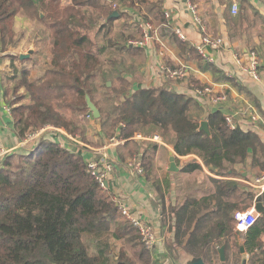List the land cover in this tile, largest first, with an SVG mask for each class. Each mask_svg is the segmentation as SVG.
Wrapping results in <instances>:
<instances>
[{
  "label": "trees",
  "instance_id": "trees-1",
  "mask_svg": "<svg viewBox=\"0 0 264 264\" xmlns=\"http://www.w3.org/2000/svg\"><path fill=\"white\" fill-rule=\"evenodd\" d=\"M114 1H119L115 8L102 0H70L63 7L60 0H0V52L11 59L15 70L12 79L21 73L14 89L27 90L28 97V102L22 99L8 102L5 99L18 141H24L46 125L65 128L69 134L75 137L79 134L80 137L79 132L84 134L85 131L75 120L67 117L65 110H81L80 121L85 120L90 111L85 97L89 94L94 98L95 80L101 76L105 64L112 68L109 78L112 79L116 73L117 79H126L124 63L116 59L105 64L100 61L112 44L107 42L95 50L90 32L113 28L124 14L119 6L121 3L129 8L145 4L155 18L163 21L166 11L164 0L155 3L150 0H112V3ZM41 11L45 13L43 18ZM115 11L119 16L110 18ZM18 15L37 18L52 36V68L40 83L29 78V69L19 71L16 67V60L21 63L26 60L19 55L8 54L16 43L14 23ZM144 16L148 17V14ZM139 33L138 37L126 36L125 32L121 34L124 43L120 49L123 53H145L147 58L145 47L128 41L131 38L142 39V29ZM172 37L178 38L187 52L207 61L196 46L182 42L187 40L178 35ZM196 83V88L206 87ZM93 100L101 111V117L96 120L100 128L109 127L107 136L110 138L127 139L126 143L118 145L119 149H125L131 155L138 153L140 145L131 138L137 133L153 135V130L158 129L163 138L173 141L178 154H198L211 173L223 177L206 174L212 187L205 189L200 196L187 194L181 204L170 207L172 240L162 253L166 260L172 261L185 254L211 264L219 247L235 234L234 214L246 210L255 201V191L229 177L237 175L236 164L245 165L249 160L251 168L260 171L259 175L264 171V142L261 137L252 131H243L238 125L231 128L221 111H216L208 115L215 123V132L200 133L212 140L217 148L205 149L208 146L204 140L199 143L186 141L190 139L189 135L199 132L204 115L202 103L196 97L171 91L163 85L143 87L138 83L136 90L128 92L112 108ZM168 133H173L174 139H168ZM144 141L146 149L157 150V142ZM152 156L147 150L142 153L148 179H152L154 170ZM87 160L82 154L44 134L29 149L22 152L13 150L4 156L0 165V264H168L160 261L158 256L154 257L152 248L145 246L138 229L121 213L113 195L103 190L88 170ZM204 166L197 161L190 162L183 171L203 172ZM172 173L169 171L164 180L154 182L158 196L153 205L159 212L162 230L166 226V195L170 191L169 175ZM261 200L264 202V192ZM113 226L116 227L117 240L126 234V229L138 236L136 243L129 239L128 247L118 256L112 254L108 241L101 238L107 232L112 233ZM88 234L97 236L99 243L96 247L86 242ZM263 235L264 214L248 231L247 245L251 252L262 247ZM256 262L253 260V264ZM260 264H264V254Z\"/></svg>",
  "mask_w": 264,
  "mask_h": 264
},
{
  "label": "crops",
  "instance_id": "crops-1",
  "mask_svg": "<svg viewBox=\"0 0 264 264\" xmlns=\"http://www.w3.org/2000/svg\"><path fill=\"white\" fill-rule=\"evenodd\" d=\"M192 1L196 8V15L201 23L205 25L208 33L215 38H222L224 41L218 50H212L214 62H207L187 52L186 49L181 47V41L176 37H172L169 33H158L155 36L153 35L152 42L145 48L147 65L144 71H146L147 77L145 86H142L163 85L171 91L192 97H195L196 82L210 86L213 94L227 97V100L220 103H213L210 99V94L206 95L202 100L200 99L204 109L202 119L208 121L210 133H214L216 129L214 121L209 119L208 115L221 111L224 116L229 115L232 117L235 127L238 125L243 131L256 133L264 142L262 122L260 120L254 121L251 118V113H258L261 119L264 120V0ZM234 2L239 5L238 15L232 13ZM187 4V0H164V9L170 13L168 22L171 27L180 28L185 33L187 41L182 42L195 46L201 41L203 33L195 21L194 13ZM154 41L156 44H154ZM252 52L257 53L261 64L259 68L260 81L254 79L248 71L243 69V66L248 65ZM238 60L242 62V65ZM160 63L168 66L185 64L190 68L189 75L183 81L168 84L167 79L162 76ZM7 108H9V104L0 97V145L2 147L15 148L14 151L18 152L29 149V147H19L21 141L17 139L13 119ZM90 121L98 124L96 121ZM56 131H51L46 137H50L63 146L82 154L86 159L91 158L100 149L104 148L106 144L104 142L103 145L92 147L89 146L90 143L88 142L87 144L82 141L81 143L71 142L60 130ZM200 132L205 131H201L199 128V132L189 135L190 139L187 138L186 141L199 143L204 140L208 146L205 149L217 148L212 140ZM160 137L162 142L157 144L158 147L155 152H152L149 148L146 149L147 145H145L144 140H134L140 145L138 154L141 152L140 154L142 155L147 150V153L153 155L152 163L154 169H159L165 164L167 170L170 171L171 152L174 153L177 166L179 167V170L174 173H183L184 166L190 162L197 161L204 166L203 160L198 154L180 155L175 151L173 141H165L162 135ZM107 152L115 162V171L109 178L108 192L113 195L117 206L118 203L127 205L137 216H141L152 223L157 232L158 230L162 232L160 215L153 205V194H157L153 188L154 178L148 179L145 175L138 176L132 173L128 162L136 154H128L127 150L119 149L115 145L109 147ZM247 163L250 165V160ZM234 168L237 171V175L229 178L240 183L244 182L242 184L245 187L256 192L255 201L248 207L250 208L255 205L259 196L264 192H261L256 183V180L263 175L264 171L259 175L260 171L256 168H251L250 165V169L253 170L250 175L251 172L241 163L236 164ZM204 170L207 174L216 178H223L222 176L214 175L205 166ZM202 194L203 191L201 192ZM263 239L264 236L262 237ZM158 247H160L159 252L163 251L161 246Z\"/></svg>",
  "mask_w": 264,
  "mask_h": 264
},
{
  "label": "rangeland",
  "instance_id": "rangeland-1",
  "mask_svg": "<svg viewBox=\"0 0 264 264\" xmlns=\"http://www.w3.org/2000/svg\"><path fill=\"white\" fill-rule=\"evenodd\" d=\"M104 1L110 2L113 8L117 7L118 6L117 3L119 2V1L117 2L114 1L112 3V0H102V2ZM150 1L153 3L157 2V0H150ZM190 1L193 3L192 0ZM69 2L70 0H60L62 7L67 5ZM119 6L121 7L122 10H124V14L121 19L117 20L114 23L113 28H109V29L107 28V30L104 29L101 32H99L98 29H94L90 32V37L94 44L95 50L101 45L107 44V42L109 44H112L107 48V54L102 55L100 57V61L104 62L105 64L108 63L110 59H116L119 63H124L123 69L125 71L124 76L126 77V79L123 80L117 79L116 76L118 74L116 73L113 74L112 79L109 78V74L112 68L105 64L102 67L101 76L99 75V77H97L95 80L96 87L93 96L94 98H92L89 94H87L85 97L87 107L88 109H90V111L92 109H95L101 113L98 105L95 103L93 99H95L98 102V104L104 105V107L106 108H112L116 103L121 101V99H123L124 96L128 94V92L136 90L138 83H141L144 86L146 84L145 80L147 74L146 71L144 70H145V66L147 65V58H145V53L138 55L129 52L123 53L122 49H120V47H122V44L124 43L122 41L121 34L125 32L126 36L135 35L136 37H138L140 34L139 29H142V31L144 32L143 25L148 23L152 26V30H151L152 37L153 35L155 36L156 34L162 32L164 33L167 32L169 34H172V36L177 35L175 32L176 28L171 27V24L168 22L170 17L169 11H166L169 14V16H167L165 12L164 21H163L160 20V18H155L154 14L152 12H149L148 10L149 6H146L145 4L142 5L137 4L135 7H130V8L124 6L122 3L119 4ZM145 13L148 14V17L144 16ZM44 16L45 13L42 12L41 17L43 18ZM161 26L165 28H161ZM14 29L16 32V36H15L16 43H14L11 46V49L8 50L9 51L8 54H14L20 56L21 54H29L30 51L32 50L30 57L23 59L26 60V62L21 63L20 61L16 60V67L18 68L19 71L24 68L29 69L28 70L29 78L32 81H37L38 83H40L43 80V78H45L47 71L52 68L53 48H52L51 33L48 31L47 27H45V25L41 23L37 18L29 17L26 15L17 16V19L15 20L14 23ZM142 39L131 38L128 41L131 40L140 41ZM115 44L117 45L115 46ZM154 44H156L155 41ZM2 55L3 53L0 52V56H1L0 79H2V84H0L1 99H7L8 102L13 101L15 99H22L23 102H28L27 90L20 89L16 91L14 89L18 84L16 81L19 78H21V73L19 72L18 77L14 78L13 80L12 75L15 70L14 67L11 66L10 63L11 59L9 56H2ZM102 75L104 76L102 77ZM177 81L180 80L167 79L168 84ZM109 82L110 85H108ZM69 99H82V98L70 97ZM65 113L67 117L75 120L76 121L75 123L81 126V130L85 131L84 134L79 132L81 135L80 137L79 134L78 136H76L80 139V141H82V138L85 137V141L82 142L85 144H87L88 142L91 144V145L89 144V146L92 147H97V145H103L104 142L108 144L110 140L109 139L110 137L107 136L108 134H110L109 127L106 129H103L102 127L100 128V125L92 123L86 117L85 120L80 121V116L83 113V111L81 110L80 111L65 110ZM77 117H79V119ZM54 128L55 130L54 129L48 130L42 133V135L43 134L47 135L45 133H50L51 131H56V130H60L64 134L67 133L68 135H71L64 130L65 128L64 129L56 128V127ZM153 131L155 134L157 133L158 135L163 136V133L160 130L155 129ZM172 135L173 133H168L166 137L168 139H173ZM71 136L75 137L74 135ZM65 137L69 141L74 142L70 137H67L66 135ZM19 147L24 148L23 146H19ZM0 148L7 149L8 151L10 150V152L15 150V148L2 147L1 145ZM135 154L138 153H134L133 155ZM244 166L247 170L251 172L250 173L251 175L253 170L250 169L249 163L245 164ZM168 172L169 171L167 170L164 164L159 169L155 168L153 170L152 179L154 178L155 181L164 180ZM206 174L207 172L204 170L203 172H198V173L183 172L177 174L173 172L172 174L169 175L171 181L170 183L171 187H170V191L166 195V206L168 208L165 216L166 226L162 232L158 230L157 232L159 237V240L157 242L158 244L152 248L153 256L154 257L158 256L160 261H165L168 264H173V263L189 264L192 261H195L194 257L185 254H182L178 259H172V261L170 259L166 260L164 256H162L163 251L159 252L160 247L158 246H161L162 249L164 250L165 245L170 243V241L172 240V234L169 230L172 221V217L170 214V207L181 204L184 201L185 196L187 194L200 196L202 191L212 187L210 181L206 177ZM153 188L155 189V187ZM157 196H158L157 194L155 195L153 194V199H156ZM113 228L114 231L112 230L113 231L112 233L107 232L101 238L102 241H108V243L111 246L112 254L114 256H118L121 250L126 249L128 247L127 244L129 239L133 240V242L136 243L135 240L138 238V236L134 233V231L131 230L128 231V229H126V234L123 233L124 234L123 237L120 240H117L115 237L116 227L113 226ZM234 236L233 237L231 236L230 238L231 240L230 249H229L230 259H228L227 264H240L241 262L240 246L243 244V236L240 233H238L236 229ZM85 240L92 247H96V244L99 243L97 242L99 241L97 236L94 235H89V234L86 235ZM263 247H264V240H263ZM214 264H221L220 259H216V262Z\"/></svg>",
  "mask_w": 264,
  "mask_h": 264
},
{
  "label": "built area",
  "instance_id": "built-area-1",
  "mask_svg": "<svg viewBox=\"0 0 264 264\" xmlns=\"http://www.w3.org/2000/svg\"><path fill=\"white\" fill-rule=\"evenodd\" d=\"M187 5L189 9L194 13L195 15V21L197 25H199V28L201 30L202 34V39L199 43H197L196 49L197 51L202 55L204 59L210 62H214V57L212 50H218L224 43L222 38H215L211 34L208 33L207 28L205 27L204 24L201 23L200 19L196 15V8L192 4L190 0H187ZM239 12V5L238 3L234 2L232 5V13L237 14ZM166 15L169 16V14L166 12ZM144 27V32H143V39L138 41V40H131L129 41L130 44L132 45H138V46H143V47H148L150 43L152 42V26L148 23L143 25ZM176 34L178 35L179 38L182 40H187L186 35L183 33V31L180 28H176L175 30ZM238 62L242 65V62L238 60ZM260 61L258 59L257 53L252 52V55L250 57V61L248 65L243 66V69L248 71L250 75L260 81L261 80V75L259 73V68H260ZM160 70L162 72V76L165 79H172V80H180L183 81L185 80L190 72L189 66L185 64H180L177 66H168L165 65L164 63H160ZM206 94L211 95V101L213 103H220L225 100H227V97L225 95H215L212 92V88L210 86H206L204 88H196L194 90V95L197 99H203L205 98ZM8 112L11 113L10 108H7ZM251 118L254 121L260 120L263 124L264 127V120L261 119L258 113H251ZM89 120H98L99 118H96L94 116V113L90 111L87 113L85 116ZM226 121L229 124L231 128H234L235 125L232 121V117L229 115H226ZM54 129L53 126L46 125L45 127L41 128L39 131L36 133L31 134L27 139L24 141H21L20 146L23 147H29L31 145L35 144V141L42 135V133ZM55 130V129H54ZM67 137H70L74 142L76 143H81L80 139L78 137H73L71 135H68L65 133ZM149 140V141H154L157 143H161L162 139L159 135H148L145 136L141 133H137L131 140ZM127 139H122L117 136H113L110 138L108 144L104 146V148L100 149L97 153L91 158L87 160V165H88V170L95 176L96 180L98 181L99 185L103 190L108 191L109 190V178L110 175L115 171V162L111 158L110 154L107 152V149L111 146H118L121 144L126 143ZM10 152L7 149L0 148V164L2 163V160L5 155H7ZM128 166L132 170V173L134 175L138 176H144L145 175V168L143 164V159L141 154H136L133 156L129 162ZM257 186L260 188L261 192L264 191V173L263 175L256 180ZM119 210L121 213L129 220L132 222V224L138 229L141 240L145 244L147 248H153L155 247L158 243L159 237L157 234V230L153 226L152 223L149 221H146L144 218L141 216H137L133 213V211L125 204L123 203H118ZM260 217L259 212L255 209L254 206L246 209V210H239L234 214V218L236 221V231L240 233H246L248 232L258 221Z\"/></svg>",
  "mask_w": 264,
  "mask_h": 264
},
{
  "label": "water",
  "instance_id": "water-1",
  "mask_svg": "<svg viewBox=\"0 0 264 264\" xmlns=\"http://www.w3.org/2000/svg\"><path fill=\"white\" fill-rule=\"evenodd\" d=\"M118 14L119 13L117 11H115L113 14L110 15V18L118 17ZM31 53H32V50L30 51L29 54H21L20 58L21 59L29 58ZM108 85H110V82L108 83ZM91 111L94 113V116L96 118H100L101 117V113L98 110L92 109ZM200 130L201 131H205L206 133H210L209 124H208L207 120H202L201 121ZM169 170L171 172H175V171L179 170V167L177 166V163H176L175 156H174L173 152L170 153V168H169ZM254 206H255V209L259 212L260 215L264 214V202L261 200V196H259V198L256 201ZM219 253H220L221 260L225 261L226 260V247H225V245H223L219 249ZM194 260L195 261H192L189 264H206L205 261L202 258L194 257ZM243 264H247L246 256L243 258Z\"/></svg>",
  "mask_w": 264,
  "mask_h": 264
},
{
  "label": "flooded vegetation",
  "instance_id": "flooded-vegetation-1",
  "mask_svg": "<svg viewBox=\"0 0 264 264\" xmlns=\"http://www.w3.org/2000/svg\"><path fill=\"white\" fill-rule=\"evenodd\" d=\"M263 215V214H262ZM238 232V231H237ZM240 233V232H238ZM243 236V244L240 246V253H241V262L240 264H243V258L246 256L247 259V264H253V260H257L256 264H260V259L262 257V254H264V247L262 245L261 248H255L253 252H251L248 249V245H247V238H248V232L246 233H240ZM235 235V234H234ZM232 235V237L234 236ZM264 236V235H263ZM262 236V237H263ZM235 237V236H234ZM231 238V237H230ZM230 238H228L225 243H223L219 249L225 245L226 247V260L222 261L221 257H220V253H219V249H218V254L217 256L214 258V261L211 264H214L216 262V259H220L221 264H227L228 259H230V255H229V249H230V243L231 240ZM264 240V239H263ZM262 240V241H263ZM250 256V257H249ZM206 263V262H205ZM209 264V263H206Z\"/></svg>",
  "mask_w": 264,
  "mask_h": 264
}]
</instances>
